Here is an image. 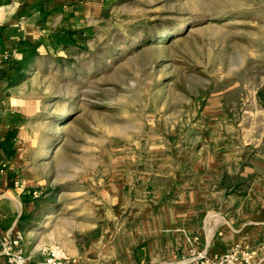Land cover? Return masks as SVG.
<instances>
[{
	"label": "rangeland",
	"instance_id": "obj_1",
	"mask_svg": "<svg viewBox=\"0 0 264 264\" xmlns=\"http://www.w3.org/2000/svg\"><path fill=\"white\" fill-rule=\"evenodd\" d=\"M63 4L93 28L86 45L44 46L22 81L0 80L25 115L20 153L37 159L39 242L108 251L146 236L153 264H180L264 223V0Z\"/></svg>",
	"mask_w": 264,
	"mask_h": 264
},
{
	"label": "crops",
	"instance_id": "obj_2",
	"mask_svg": "<svg viewBox=\"0 0 264 264\" xmlns=\"http://www.w3.org/2000/svg\"><path fill=\"white\" fill-rule=\"evenodd\" d=\"M25 6L27 11L32 12L28 15L34 16L33 22L19 25L8 21L11 13ZM65 11L63 0H0V35L8 48H12L13 43L18 44L20 40H27L36 46L39 52L44 46L45 49H53L51 40L56 33L63 31L65 15L77 13V10L66 13ZM43 17L46 20L39 22ZM56 47L63 48V45ZM14 53L16 56L20 55L16 50ZM2 54L0 51V62L3 58ZM8 98L10 104H8ZM4 101H7V104H4ZM21 117L25 118V115L19 108H15L9 91L0 86V264H8L1 245V241L7 236L23 234V249L30 257L32 264L44 257L43 249L46 246L39 242L40 227L32 224L30 218L31 207L34 204L31 191L36 185L30 172L36 171L37 159L36 157L27 159L28 155L20 153V131L23 126V122H20ZM15 127L18 128L16 137L10 143H5L6 133ZM45 223L46 221L43 224ZM251 224L253 226L239 235L244 236V239L238 243L254 248L260 257H264V223L251 222ZM258 237L263 240L262 242L259 240V244L256 243ZM123 241V248L108 251L105 244H101V240L85 250L77 245L68 249L62 243L54 244L66 248L74 260L72 264H145L148 262L153 264L154 250L151 244L146 242V236H124ZM206 250L210 253H218L225 249L216 251L205 248L203 251ZM124 257L125 259L127 257L128 261Z\"/></svg>",
	"mask_w": 264,
	"mask_h": 264
},
{
	"label": "built area",
	"instance_id": "obj_3",
	"mask_svg": "<svg viewBox=\"0 0 264 264\" xmlns=\"http://www.w3.org/2000/svg\"><path fill=\"white\" fill-rule=\"evenodd\" d=\"M23 240V234L18 233L1 241L2 252L8 264H32L23 249ZM43 254L44 257L35 264H72L74 261L66 248L59 244L45 247ZM186 264H264V257H260L258 252L248 245L235 243L222 252H199Z\"/></svg>",
	"mask_w": 264,
	"mask_h": 264
},
{
	"label": "trees",
	"instance_id": "obj_4",
	"mask_svg": "<svg viewBox=\"0 0 264 264\" xmlns=\"http://www.w3.org/2000/svg\"><path fill=\"white\" fill-rule=\"evenodd\" d=\"M72 15H65L63 31L56 33L51 45L53 49L58 45L84 47L88 37L92 35V27L78 29L71 23ZM14 50L20 55L16 56ZM0 51H2V61L0 62V80L5 79L8 87L18 84L26 75V70L39 54L38 48L27 40H20L18 44L13 43L12 48H8L4 39L0 35ZM23 118L21 117L20 122ZM18 128L8 130L5 135V143H10L17 135ZM6 151V146H5Z\"/></svg>",
	"mask_w": 264,
	"mask_h": 264
},
{
	"label": "bare ground",
	"instance_id": "obj_5",
	"mask_svg": "<svg viewBox=\"0 0 264 264\" xmlns=\"http://www.w3.org/2000/svg\"><path fill=\"white\" fill-rule=\"evenodd\" d=\"M187 261H182L180 264H185Z\"/></svg>",
	"mask_w": 264,
	"mask_h": 264
}]
</instances>
